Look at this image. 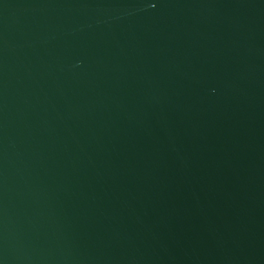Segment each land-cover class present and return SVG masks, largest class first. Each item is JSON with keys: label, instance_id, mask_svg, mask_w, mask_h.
<instances>
[{"label": "water", "instance_id": "water-1", "mask_svg": "<svg viewBox=\"0 0 264 264\" xmlns=\"http://www.w3.org/2000/svg\"><path fill=\"white\" fill-rule=\"evenodd\" d=\"M0 264H264V0H0Z\"/></svg>", "mask_w": 264, "mask_h": 264}]
</instances>
